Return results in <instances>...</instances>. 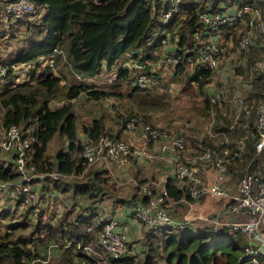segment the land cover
<instances>
[{"label": "trees", "instance_id": "16d2710c", "mask_svg": "<svg viewBox=\"0 0 264 264\" xmlns=\"http://www.w3.org/2000/svg\"><path fill=\"white\" fill-rule=\"evenodd\" d=\"M33 1L41 7L39 20H30L27 17L23 20L12 21L17 26L23 24L28 35L24 36L23 43L16 50L11 62L29 61L38 55L52 53L54 65L60 62L65 71L60 66L58 71L55 68V72L43 73L45 67H40V63L37 62L34 67H31L30 80L19 83L12 80L8 83H6L7 81L4 84L1 83L3 85H0V108L3 110L0 123L3 127L16 124L24 135L31 133L36 135L29 150L28 162L36 165L39 172L57 171L63 175H58L56 178H52L48 174L41 178L36 177L32 181V186L34 188L43 187V190L58 193L60 192L54 189V184L64 187L65 183L61 180L70 177V174L80 173L85 167L81 152L86 143L97 141L103 135H108L111 139L120 138L122 133V127L111 128L106 125L104 115L96 113L92 116L90 123L83 124L82 131H79L74 103L76 98L85 95L86 98L95 101L110 97L134 100L137 101V108L128 106L125 109L129 114L135 113L142 119L144 114H148L146 109L154 108L158 103L151 101L149 97L144 98L149 94L151 83L146 86L133 84V75L130 74V69L123 65V62L133 58L137 59V55H140L141 58L138 61L141 63L150 58L154 59V54L159 56L161 48H158V52L152 51L160 45L161 37L159 34H154L157 28L162 35L168 34V41L176 44L175 54L182 59L185 57L183 46H195L194 32L207 30L201 22L200 15L202 13L220 11L225 6L241 3L254 5L255 1L264 13V1L258 0H184L180 5L179 12L164 24L158 21V12L162 5H158L159 8L153 10L151 0ZM249 17L246 13L242 19L222 25L221 37L224 39L231 35L236 39L235 30L238 26L243 25L246 30ZM9 32L13 34L12 30ZM156 32L158 33V31ZM254 41H258L256 36H253L250 48L257 46V43L253 44ZM251 51L252 49L248 53H240L249 54ZM185 61L187 60L183 59L177 62L172 69L168 70L170 78L178 80L183 88L195 83L199 93L204 95L203 102L207 108L210 106V100L205 86L211 81L212 74L216 70L208 67H192L190 70ZM0 63L9 64V59H4L0 54ZM143 66V68H136V72H145L151 76V79L152 77L156 80L161 79L158 74L149 71L150 67L147 63H144ZM105 71L114 74L110 87L105 88L100 86L102 83L95 84L83 79V77L95 78ZM68 72L73 73L77 80L67 82ZM6 74L7 79H10V70ZM262 75L264 72L259 70L258 78L260 79ZM122 81L126 84V90L120 88ZM260 91L261 89L256 86L251 89L250 93L255 98V96L259 97ZM262 97H264L263 91L259 98ZM251 99L247 100L248 103L251 102ZM55 100L60 104L51 107V102ZM254 109L252 104V113H254ZM252 113L249 115L250 118ZM221 117L224 122L218 123L215 128L231 134L235 133L236 128L234 130L230 128L228 119L223 115ZM249 128H251L249 131L251 139H246L243 146L244 153L242 150L243 154L241 153L239 157H232V150L230 151V165H233L235 170L238 168L236 164L241 156H245L247 162L255 154L253 121L250 122ZM80 132L85 136H81ZM54 136L61 137L66 143L62 144L50 158L47 155V149ZM234 142L231 141L227 145L236 149ZM203 143L205 142L203 141ZM260 156H264V151L256 154L257 158ZM254 163V161L250 163L249 171L255 168ZM207 167L212 168L213 165L208 164ZM84 176L86 177H84L85 181H75L71 190L85 200L93 198L89 202L95 203L97 196L103 192L105 186H108V172L91 167ZM18 178L19 175L14 167L13 153L11 150L5 151V154L0 156V180ZM175 178L168 177L165 183V189L169 196L175 201L181 199L189 202L195 201V198L189 194L187 183L185 184L176 175ZM146 179L148 178L138 181L143 182ZM135 197L142 201L146 200V197H141L138 192L132 198L137 201ZM21 200L20 196H16L14 204L23 205ZM29 205L24 213L34 212L33 206ZM77 206L79 205L77 204ZM92 207V209L88 207L87 212L82 211L81 207H79L80 212L77 213H73L71 209L64 210L47 221L41 217V213L45 211L42 210V207L38 209L39 211L34 212V214L38 212V215L32 224L25 221L7 223L0 234V264H37L35 259L40 257L38 254L45 256L44 248L40 247L44 242V247L50 243H55L57 246V241H62V244H69L66 246L67 249L75 248L76 245H78V249H82L83 246L89 244L97 250L96 235L93 231L88 230L90 225H93L95 229L98 228L93 218L94 209L98 208L97 206ZM210 218L205 219L207 225L197 232L194 228H186L188 233H182L183 236L180 238L177 230L182 232L184 228L173 227L175 232L170 233L163 240L164 257H162V252L156 256V253L151 252L153 248L149 246L143 261L138 263L139 261H136L125 247L124 254L112 260V264H159L154 262L156 257L165 260L166 264H264V253L257 252L254 256L245 251L247 242L243 240V235L240 232L231 231L222 226L213 232L210 229L212 225ZM29 225H31V229L25 234L22 233ZM154 231L161 233L158 230ZM166 233L169 232L165 231L164 234ZM75 254L76 257H86L90 264L94 263L85 251ZM252 257L258 260L257 263L252 262ZM72 262L73 260L69 259L67 264Z\"/></svg>", "mask_w": 264, "mask_h": 264}, {"label": "built area", "instance_id": "2783aa9c", "mask_svg": "<svg viewBox=\"0 0 264 264\" xmlns=\"http://www.w3.org/2000/svg\"><path fill=\"white\" fill-rule=\"evenodd\" d=\"M183 1L151 0V7L155 10V8H159L158 5H162L158 12V21L166 24L179 12ZM253 3L254 5L241 3L234 6H225L220 11L202 13L200 15L201 22L207 30L194 32L195 46H183L185 57L182 59L175 54L174 47L176 44L168 41V34L162 35L159 28H157L156 31L161 37L160 44L163 45L160 46L161 51L158 61L177 63L186 59L187 61L185 62L190 64L191 68L208 67L212 70L220 69L225 63L227 50V46L221 42V26L242 19L246 13L250 17L247 22V29L238 36V50L248 53L251 49L252 38L255 35L264 47V13L261 11L257 1ZM40 8V5L33 0H1L0 25L8 21L32 17L38 14ZM19 26L20 30L24 27L23 24ZM156 33L154 34L156 35ZM12 58L9 59V64L0 63V84L6 82L8 70L11 73L10 79L16 83L30 80L31 67H34L37 62L40 63V67L46 64L54 65L52 53L38 55L32 60L22 62H11ZM148 60L141 63L138 59L133 58L123 62V65H126L130 69V74L133 75V84L146 86L152 82L150 75L145 72H136L135 70L136 68H143L144 63L149 64ZM258 66L264 72V57L260 59ZM54 71L55 67L53 68ZM83 79L92 80L91 77H83ZM219 95L220 93L214 90L211 101H216ZM242 100H239L241 105ZM252 104L255 107L254 113L251 112ZM242 109L246 115H251L252 113L253 129L255 131L253 142L255 154L246 162V169L241 174L235 188L228 190L226 186V182L229 179V171H236L229 168L231 159L229 154L232 150V157H239L242 153V148L240 150L237 148L232 149L228 145L221 146L222 143L218 147L205 145L196 154L192 156L186 155L184 160H177L174 170L175 175L182 179L185 184L187 183L189 194L195 198V201H199L205 194L226 199L224 203L217 206L213 217L210 218L212 223L210 229L215 232L218 227L222 226L231 231L240 232L247 242L245 251L254 255L257 252L264 253V156L261 164H259V159L256 157V154L258 155L264 151V97L257 101L251 100L250 105L247 101H244ZM137 122L135 116L126 117L122 131L124 133L137 132L142 146L134 148L128 140L127 142L121 137L111 139L108 135H103L97 141L86 143L83 146L81 152L83 163L91 166L94 163L124 162L131 154L141 157L146 156V146L158 140L160 141V153L183 151L184 142L182 137L167 129L151 124L137 126ZM1 127L3 130L0 129V152L5 153V151L11 150L14 167L19 178L0 180V199L9 198L15 202V197L20 196L22 204H30L33 206L34 212L38 211L41 200L38 198L36 188L32 186L33 179L36 177L41 178L45 174L52 178L63 174L57 171L39 172L36 165L28 162L32 141L36 139L35 134L24 135L16 124ZM252 161L255 162V168L249 171L248 167ZM197 163L213 165L215 178L209 186L203 183L196 166ZM84 172L85 167L82 172L70 174L69 176H82ZM137 187L139 195L146 197V200L142 201L139 199L136 201L132 206V213L134 218L145 227L165 231L167 228L176 226L184 228L187 225V219L180 220L171 215L168 205L173 203L174 200L165 189V184H159L158 180L150 178L138 183ZM52 194V192L45 193L46 196ZM10 195H14V197H10ZM65 205L71 210L77 207L76 203L65 202ZM94 211L93 218L98 228L95 229L93 225H90L88 230L93 231L96 235L98 249L96 250L88 244L83 246L87 250L85 253L94 262L102 261L103 264H112V260L124 254L125 231L121 228L115 216L99 209H94ZM55 245V243H50L49 247ZM48 257L37 258L35 262H47ZM257 261L255 257H252L253 263H257ZM71 264L86 263H80L74 259Z\"/></svg>", "mask_w": 264, "mask_h": 264}, {"label": "rangeland", "instance_id": "374dc122", "mask_svg": "<svg viewBox=\"0 0 264 264\" xmlns=\"http://www.w3.org/2000/svg\"><path fill=\"white\" fill-rule=\"evenodd\" d=\"M40 17L41 13L39 12L32 17H28V19L39 20ZM243 31H245L244 25L238 26V28L235 30V35L237 37L236 39L231 35L228 38L224 37V39H221V42L227 46V50L225 53V63L222 69L213 72L211 81L205 86V91L210 100L209 107L206 108L204 106V95L199 93L195 83L186 85V87L183 88L178 80H175V78H170L171 76L168 70L172 69L176 62L165 63L161 60L158 61L159 56L157 54H154L155 58L149 59L151 61V63L149 62L148 64L150 67L149 71L158 74L161 79L156 80L154 77H152L149 94L144 96V98L149 97L151 101L157 102L158 105L154 108L151 107L146 109V112L148 114H144V117H142L141 119L135 113H133V115L129 114L125 109V107L128 106L137 108V101L125 98L114 99L111 97L101 101H95L86 98L85 95H81L74 100L75 112L77 114L76 120L79 124V131H82L81 127L83 124L90 123V120L95 113L103 114L106 125L110 126L111 128H118V126L122 127L123 123H125L126 117L135 116L138 121L137 126L141 124H151L153 126H159L161 128L167 129L174 134L182 137L184 142V149L180 152H184L185 155L192 156L205 145L218 147L221 145L220 143H222L221 146H224L231 143V141H235L234 145L237 149H243L246 139H251L249 137V131L251 130V128H249V124L250 122L252 123L253 120L252 116L250 118L248 114L246 115V113L242 109V105L244 104V101H247L250 98H252L251 100L255 101L261 99L259 98L260 93L261 91L264 92V75H262L260 79L258 78V73L260 70L258 64L260 62V59L264 57V47L260 42L258 43V40L256 42L254 41L255 43L253 44L257 43V46L254 45L255 47L251 48L252 51L249 52V54L240 53L237 48V39L239 34ZM4 32L5 34H2V32L0 31V54L4 59H10L12 58V56H14L18 47L23 43L22 40L24 39V36L28 35V31L24 26L16 33L13 30V34L11 32H7L6 30ZM156 34L158 35V33ZM160 46L163 45H158L152 51L158 52ZM136 58L139 60L141 57L140 55H137ZM60 66V62L58 64L55 63V65L46 64L44 66L45 69L43 70V73L52 72L54 67L58 71ZM61 68H63V66H61ZM187 68L191 70L190 64L188 63ZM63 70L65 71L64 68ZM67 77V82L71 80H77L76 76L73 73L68 72ZM113 77L114 74L112 72L105 71L102 72L101 75L92 78V80L90 81L94 82L95 84L102 83L100 86L106 88L110 87V84L112 85L111 81L113 80ZM6 81V83L11 82L12 79H7ZM256 86H258L261 91L259 92V97L255 96L254 98V96L251 95L250 91ZM120 88L126 90L127 87L124 81L121 82ZM214 90L219 92L220 95L218 96L216 101L212 102L211 97L213 96ZM239 100L243 101L242 105L240 104ZM59 104L60 102L55 100L51 102L50 105L51 107H56ZM2 110L3 109L0 108V120ZM220 114L228 119L230 128H233V130L236 128L235 133L231 134L230 132L217 130L218 128H215V125L224 122V119ZM247 123L248 125H246ZM0 129L3 130V128L1 127V123ZM120 137L127 141L124 135H120ZM203 141L205 143H203ZM65 143V140H63L61 137L54 136L49 142L47 155L52 158L56 150L60 148L62 144L65 145ZM4 154L5 153L0 152V156ZM258 159L259 164H261L263 156H260ZM96 165V163L92 164L91 166L85 165V172L82 176H70L65 180H61L65 183L64 187H60V185H55L53 183L54 189L59 191L61 194L57 193V195H53L52 200H50L49 197L46 196L42 197L39 209L43 207L42 210H45L41 213V217H43V220H51V217H53L54 215H58L60 212L68 210L65 202L76 203L79 205L76 207V209L71 210L73 211V213L80 212L79 207H81L82 211L84 212L88 211V206L86 205L90 201V199L92 200L93 198L88 199V202L86 203L85 199L79 195L80 197H77V199L74 200V196H76V194L72 192L71 187L72 184L75 183V181H85L86 177L84 175L86 174V172L91 167H96ZM236 165L238 166V168H236V171H229L228 186L231 189L235 188L241 174L246 169L245 156H241L238 159V164ZM69 178L71 179L68 180ZM126 179L128 180L126 181ZM148 179H150V177ZM108 182V186H105L103 192H101V194L97 196L98 201L101 200L102 202H107V200H109V202H112L118 200L117 202H120V198L124 197L127 194L124 193V190L126 189L125 187H128L127 190H129L132 194L137 193V185L138 183H140V181H134L133 178L122 176L120 173L119 175H110ZM42 188L43 187L36 189L37 195H40L42 191H44ZM51 192L54 193V191ZM129 196L130 194L127 197ZM10 197H14V195H10ZM109 198H112V201ZM136 198L137 197H135V199ZM138 199L139 198H137L136 200L138 201ZM46 200H50L51 202L46 203L48 205H44L43 203L46 202ZM126 200L127 199H123V201ZM83 201L86 203V205H84ZM28 205L29 204L15 205L14 201L10 200L9 198L0 199V234L5 229V225L7 223L10 224L25 221L28 224H32L36 221L38 212H36L35 214L34 212L24 213ZM187 206L188 208H190L189 205ZM172 207H174L175 209L174 214H172L171 211V215L174 218L180 220L187 219L188 221L182 232L177 230L179 238L182 237L183 234L188 233V229L186 228H203L205 225H207L205 219H189V216L186 215L188 209L183 207L182 205L173 203ZM4 210H6L5 213ZM209 210L211 211V213L214 211L210 206L209 208L205 209L207 214L209 213ZM211 213H209V215L213 217L214 213ZM135 220L137 221V226L133 225L129 228L126 227V229H123L126 235L125 247L130 252V254L135 257L136 261H139L138 263H141L144 259V255L148 250V247L151 246L153 248L151 249V252L156 253V256L160 254V252H162V257H164L165 251L162 248L163 240L168 237L170 233L175 232V229H173V227L167 228V230L165 231L169 233L164 234L165 231H161L160 233L154 230L147 229L141 222H139L137 219ZM175 228L182 229V227L178 226H176ZM30 229L31 225L23 230L22 233L25 234ZM243 240L246 241L244 237ZM57 243V246L51 247H49V245H46V247H44L45 242L42 243L40 247L44 248L43 252L45 251V256L39 254L38 256H40L39 258H46L47 256L49 257L47 258V262L37 261L36 263L67 264L69 259L74 261L75 258H83L79 261L80 263L84 262L86 264H90L89 260L86 257H76L75 253H81L83 251L87 252L84 247L82 249H78V245H76L75 248L67 249L66 246H69V244H62V241H57ZM47 247H49V249H47ZM170 247H172V245H170ZM154 262L159 264H166L165 260L158 259L157 257L155 258ZM93 264H103V262L96 261Z\"/></svg>", "mask_w": 264, "mask_h": 264}, {"label": "crops", "instance_id": "0c3cea01", "mask_svg": "<svg viewBox=\"0 0 264 264\" xmlns=\"http://www.w3.org/2000/svg\"><path fill=\"white\" fill-rule=\"evenodd\" d=\"M8 23V25H7ZM20 26H16L12 21L5 22L4 24L0 25V31L2 34H5V30L9 32V30H14L15 33L20 30ZM150 63L151 61L148 60ZM81 136H85L80 132ZM121 135H124L125 138L131 143V145L134 148H139V146H142V143L140 142L138 138V133H124L122 132ZM159 140L155 141L153 143H150L146 146V156H136L131 154L129 158L126 161L122 162H109L108 164L104 163H96V167L107 170L108 175H119V173L122 176H127L129 178H133V180H142L145 178H155L156 180L159 181V184H165L168 177H173L175 178V170H174V165L177 160H184L185 158V153L184 152H173V153H160L159 152ZM197 169L201 175V178L203 180V183L207 186L212 184L214 178H215V170L214 168H209L207 167L208 165H203V163H197L196 164ZM233 165H230L229 168H232ZM128 179H126L127 181ZM182 183V182H181ZM129 185V184H127ZM226 186L228 190H231L228 186V182H226ZM126 189L124 190V193H127L124 197L120 198V202L117 201H112V198H109L112 202H102L101 200L95 199V203L93 201L90 203L88 200L83 201L84 205L88 207L92 206H97L99 210H102L103 212L107 214H111L115 216L122 229H126V227H131L133 225L137 226V221L135 220L133 213H132V206L136 202L132 200L133 196L135 193H131L128 189V187H125ZM37 189V188H36ZM42 191V193L39 195L38 198L42 201V197L46 196V192H51V191ZM138 192V191H137ZM58 192H54L49 197L50 200L53 199V195H57ZM130 194L129 197H127ZM79 195L74 196V200L77 199ZM132 196V197H131ZM123 199H127L126 201H123ZM137 199V198H136ZM50 200H46L43 204L45 205L46 203H50ZM215 200V201H214ZM226 199L224 198H216L210 194H205L203 198L199 201H193L189 202L186 200H178V201H173L174 204L177 205H182L183 207L187 208V216H189V219H194V218H202V219H208V217H211L209 213L211 211L209 210V213L207 214L205 209L211 208L214 210L212 213H215V210L217 209L218 205H221L222 203L225 202ZM91 201V200H90ZM123 201V202H122ZM173 203H170L168 205L169 210L172 211V214L175 213L174 207H172ZM216 203V204H215ZM212 204V205H211ZM48 205V204H46ZM53 205V202H52ZM190 208H188V206ZM216 205V207H215ZM211 213V214H212ZM129 224V225H127ZM202 227H195L194 229L196 232L200 230ZM76 259V258H75ZM83 259V258H82ZM76 259L77 261L82 260Z\"/></svg>", "mask_w": 264, "mask_h": 264}]
</instances>
